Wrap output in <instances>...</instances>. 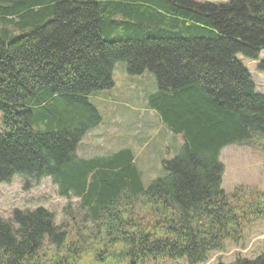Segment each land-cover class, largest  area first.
<instances>
[{
	"label": "trees",
	"instance_id": "16d2710c",
	"mask_svg": "<svg viewBox=\"0 0 264 264\" xmlns=\"http://www.w3.org/2000/svg\"><path fill=\"white\" fill-rule=\"evenodd\" d=\"M263 50L264 0H0V183L50 177L78 198L61 223L44 206L0 215V264H206L239 242L264 191L227 193L220 156L264 139V94L237 58ZM119 61L156 74L148 105L184 140L149 185L130 148L77 154Z\"/></svg>",
	"mask_w": 264,
	"mask_h": 264
},
{
	"label": "rangeland",
	"instance_id": "374dc122",
	"mask_svg": "<svg viewBox=\"0 0 264 264\" xmlns=\"http://www.w3.org/2000/svg\"><path fill=\"white\" fill-rule=\"evenodd\" d=\"M237 58L249 69L258 92L264 93V72L259 69L264 61V50L258 60H249L241 54ZM113 79V87L90 95L102 120L84 135L77 154L82 158H92L130 148L135 154L143 182L149 185L164 175L163 161L180 153L184 146L183 137L171 131L148 105L149 97L158 89L156 74L147 70L143 74L132 75L128 72L127 63L119 61L114 68ZM5 132L0 111V134ZM220 159L224 164L222 188L227 193H233L237 187L264 191V139L253 140L250 144H230L223 148ZM77 202V197L62 196L50 177L33 182L28 188L24 187L20 176H15L10 183H0V215L4 217L11 216L16 208L44 206L54 211L57 223H61L65 206ZM74 224L71 222V226ZM90 225L89 222L86 226ZM263 253L264 219L258 218L246 224L239 242L227 241L225 248L212 253L206 264H231L237 258L255 259ZM159 264L188 262L186 259H165Z\"/></svg>",
	"mask_w": 264,
	"mask_h": 264
},
{
	"label": "crops",
	"instance_id": "0c3cea01",
	"mask_svg": "<svg viewBox=\"0 0 264 264\" xmlns=\"http://www.w3.org/2000/svg\"><path fill=\"white\" fill-rule=\"evenodd\" d=\"M145 73V72H144ZM160 120H161V118H160ZM162 121V120H161Z\"/></svg>",
	"mask_w": 264,
	"mask_h": 264
}]
</instances>
